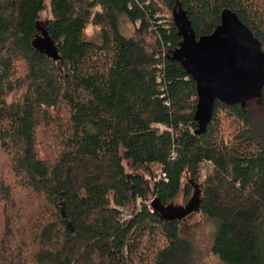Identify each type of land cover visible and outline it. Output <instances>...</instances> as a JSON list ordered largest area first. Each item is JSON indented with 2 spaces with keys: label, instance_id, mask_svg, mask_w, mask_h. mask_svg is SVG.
Returning <instances> with one entry per match:
<instances>
[{
  "label": "trees",
  "instance_id": "trees-1",
  "mask_svg": "<svg viewBox=\"0 0 264 264\" xmlns=\"http://www.w3.org/2000/svg\"><path fill=\"white\" fill-rule=\"evenodd\" d=\"M45 1L0 0V264H168L197 209L222 264H264V84L215 101L195 135V83L161 10L196 37L229 11L264 51V0H48L41 22Z\"/></svg>",
  "mask_w": 264,
  "mask_h": 264
},
{
  "label": "water",
  "instance_id": "water-1",
  "mask_svg": "<svg viewBox=\"0 0 264 264\" xmlns=\"http://www.w3.org/2000/svg\"><path fill=\"white\" fill-rule=\"evenodd\" d=\"M172 19L181 37L174 60L192 78L196 90L193 119L195 135L205 133L215 101L226 105L259 96L264 84V51L250 30L229 12L221 14L220 24L207 36L196 37L182 11Z\"/></svg>",
  "mask_w": 264,
  "mask_h": 264
},
{
  "label": "rangeland",
  "instance_id": "rangeland-1",
  "mask_svg": "<svg viewBox=\"0 0 264 264\" xmlns=\"http://www.w3.org/2000/svg\"><path fill=\"white\" fill-rule=\"evenodd\" d=\"M46 10L40 14L41 22L51 18L48 0L45 1ZM162 10V17L166 20L172 17L171 13ZM120 30L121 33L127 37L135 36V27L129 23L126 19H120ZM99 30L93 26H87L85 30L86 38L91 41H98ZM145 48L148 52L151 49H155V38L154 36L147 35L144 38ZM252 110L253 107H252ZM254 134L256 137L263 139L264 141V121L257 118ZM4 171V166L0 163V171ZM151 171H155L152 166ZM8 172V171H7ZM142 172V169H139ZM155 173V172H154ZM205 172L202 173L201 179L204 178ZM178 207H185L182 195H180L176 201L173 202ZM3 209V204L0 202V212ZM4 220V219H3ZM216 231V223L198 212V209L187 216L181 223L180 226V244L168 257V264H222L217 256L212 252L214 234ZM2 234V233H1ZM0 234V239L2 235Z\"/></svg>",
  "mask_w": 264,
  "mask_h": 264
},
{
  "label": "built area",
  "instance_id": "built-area-1",
  "mask_svg": "<svg viewBox=\"0 0 264 264\" xmlns=\"http://www.w3.org/2000/svg\"><path fill=\"white\" fill-rule=\"evenodd\" d=\"M160 127V126H159Z\"/></svg>",
  "mask_w": 264,
  "mask_h": 264
}]
</instances>
